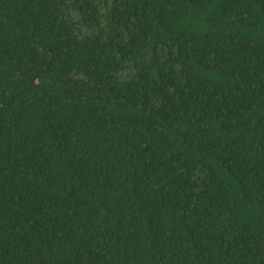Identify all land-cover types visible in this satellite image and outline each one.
<instances>
[{"label": "trees", "instance_id": "16d2710c", "mask_svg": "<svg viewBox=\"0 0 264 264\" xmlns=\"http://www.w3.org/2000/svg\"><path fill=\"white\" fill-rule=\"evenodd\" d=\"M0 264H264V0H0Z\"/></svg>", "mask_w": 264, "mask_h": 264}]
</instances>
